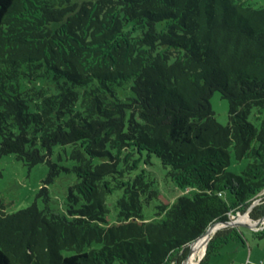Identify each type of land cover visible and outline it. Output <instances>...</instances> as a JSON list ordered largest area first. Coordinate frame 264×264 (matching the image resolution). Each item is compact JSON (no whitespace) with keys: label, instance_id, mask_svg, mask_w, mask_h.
I'll list each match as a JSON object with an SVG mask.
<instances>
[{"label":"trees","instance_id":"16d2710c","mask_svg":"<svg viewBox=\"0 0 264 264\" xmlns=\"http://www.w3.org/2000/svg\"><path fill=\"white\" fill-rule=\"evenodd\" d=\"M250 1L0 0V158L48 163L47 194L60 173L54 146L72 145L79 179L68 215L36 205L9 214L0 197V264H185L213 223L256 200L250 217H264V118L249 120L264 112V7ZM48 74L56 92L40 83ZM127 84L133 95L121 98ZM215 91L230 102L228 125ZM231 148L251 160L243 175L227 170ZM143 151L193 193L171 202L154 178L132 177ZM153 198L161 218L146 220ZM233 239L244 241L239 228L218 230L200 264Z\"/></svg>","mask_w":264,"mask_h":264},{"label":"rangeland","instance_id":"374dc122","mask_svg":"<svg viewBox=\"0 0 264 264\" xmlns=\"http://www.w3.org/2000/svg\"><path fill=\"white\" fill-rule=\"evenodd\" d=\"M255 7H264V0H251ZM40 83L48 92L57 91V80L52 74L40 78ZM22 81V89L30 87ZM133 95V92L127 84L120 91V97L126 98ZM211 106L215 112V117L222 125L229 124L230 102L222 97L219 91H215L210 99ZM261 117L259 119L258 117ZM264 118V112L259 113L257 108L252 110L249 120L259 126ZM1 140V137H0ZM73 150L72 145H56L53 148L51 160L60 166V173L55 181L47 186V194H41V189L44 187V181L50 172L48 163H40L32 168L27 166L16 155L10 154L0 158V197L6 204V212L15 214L21 210L27 209L36 205L40 210L50 209L59 214L68 215V202L70 189L78 182V176L73 171L75 161L71 157ZM230 164L227 170L237 175H243V172L251 162L250 159L237 160L234 155L233 148L230 149ZM147 151L142 154H136V158L140 164L138 168L132 171V177H136L141 172H144L148 178H154L156 185L163 195L171 202H174L180 195L187 194L186 188H181L168 174L170 169L163 166L161 159L151 154L150 159ZM95 163L102 162V159H94ZM76 191V189H75ZM190 189V193H193ZM78 193V191H76ZM123 196L122 189H116L108 196L107 203L110 208L109 222L115 223L119 214L118 201ZM161 200L157 198L150 199L148 202H143V215L146 220H159L158 205ZM236 217L231 216V219ZM250 223V222H246ZM244 241L233 239L228 241L218 255H213L210 258L209 264H264V237H260L254 230L249 227H240ZM100 243H93L91 248L100 249ZM65 255H70L73 252H63ZM114 264H120L118 261Z\"/></svg>","mask_w":264,"mask_h":264},{"label":"water","instance_id":"95a60500","mask_svg":"<svg viewBox=\"0 0 264 264\" xmlns=\"http://www.w3.org/2000/svg\"><path fill=\"white\" fill-rule=\"evenodd\" d=\"M251 209L252 208H250L249 211L246 212L245 214H237L236 218H234V219H228L227 221H218V222L213 223L212 225H210L208 227V229L205 231V233L202 236H204L209 231H211L213 229V227H216L215 233L218 230H220V229H222L224 227H236V228L249 227V228H252L254 230L264 229V217L262 219L258 220V221L252 220L251 217H250V214H249ZM244 215H247L249 217L250 221H252L253 223L252 224H249V223H243V222L239 221L240 216H244ZM201 237H199L198 239H200ZM211 238H212V236L210 237V239L208 240V242L206 244V249H205L203 255L199 257L198 264H200L201 261L203 260V258L205 257L206 252H207V248H208V244H209ZM191 255H192V248L190 250V253H189V256H188L187 260H189V258L191 257Z\"/></svg>","mask_w":264,"mask_h":264},{"label":"bare ground","instance_id":"6f19581e","mask_svg":"<svg viewBox=\"0 0 264 264\" xmlns=\"http://www.w3.org/2000/svg\"><path fill=\"white\" fill-rule=\"evenodd\" d=\"M239 221L243 223L250 222L249 224L253 223L252 221H250L247 215L240 216ZM215 231H216V227H213L211 231H209L207 234L202 236L200 239H198L191 245L192 255L189 258V260L186 261L185 264H198L197 259H199V257L203 255L206 249V244L210 239V237L214 235Z\"/></svg>","mask_w":264,"mask_h":264},{"label":"built area","instance_id":"2783aa9c","mask_svg":"<svg viewBox=\"0 0 264 264\" xmlns=\"http://www.w3.org/2000/svg\"><path fill=\"white\" fill-rule=\"evenodd\" d=\"M190 190L189 189H187V192H189ZM219 195L220 196H222V193H219ZM259 202V200H256L255 202H254V204L251 206V208H253V206L255 205V204H257ZM231 216H233V215H231L230 214V219H231ZM237 216V215H236ZM236 216H234V217H236ZM259 230H261V229H259Z\"/></svg>","mask_w":264,"mask_h":264}]
</instances>
